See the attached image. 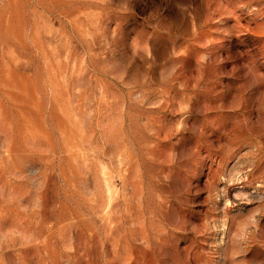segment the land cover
Returning a JSON list of instances; mask_svg holds the SVG:
<instances>
[{
	"label": "rangeland",
	"instance_id": "rangeland-1",
	"mask_svg": "<svg viewBox=\"0 0 264 264\" xmlns=\"http://www.w3.org/2000/svg\"><path fill=\"white\" fill-rule=\"evenodd\" d=\"M0 264H264V0H0Z\"/></svg>",
	"mask_w": 264,
	"mask_h": 264
}]
</instances>
